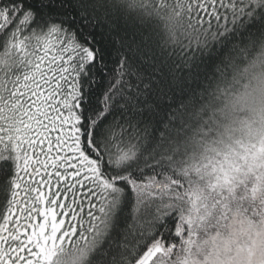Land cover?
<instances>
[{
    "label": "snow or ice",
    "instance_id": "obj_1",
    "mask_svg": "<svg viewBox=\"0 0 264 264\" xmlns=\"http://www.w3.org/2000/svg\"><path fill=\"white\" fill-rule=\"evenodd\" d=\"M262 44L264 0H0V264L162 262L199 106Z\"/></svg>",
    "mask_w": 264,
    "mask_h": 264
},
{
    "label": "clouds",
    "instance_id": "obj_2",
    "mask_svg": "<svg viewBox=\"0 0 264 264\" xmlns=\"http://www.w3.org/2000/svg\"><path fill=\"white\" fill-rule=\"evenodd\" d=\"M199 111L211 125L185 140V234L157 264H264V44L220 73ZM221 154L226 184L209 166Z\"/></svg>",
    "mask_w": 264,
    "mask_h": 264
},
{
    "label": "trees",
    "instance_id": "obj_3",
    "mask_svg": "<svg viewBox=\"0 0 264 264\" xmlns=\"http://www.w3.org/2000/svg\"><path fill=\"white\" fill-rule=\"evenodd\" d=\"M11 175V173H9V176ZM8 176H4L3 174H0V184H2L6 179H8ZM4 204V196L3 193H0V209H2ZM166 229H162L159 228V226H157V232L155 233V238H159L162 240V242L164 243L165 247L170 246L171 243H178L179 241L176 239H164V237L162 235H160V233L165 232ZM171 235L174 236L175 232H174V228L171 229ZM146 250V248L144 249ZM142 254V253H141Z\"/></svg>",
    "mask_w": 264,
    "mask_h": 264
},
{
    "label": "rangeland",
    "instance_id": "obj_4",
    "mask_svg": "<svg viewBox=\"0 0 264 264\" xmlns=\"http://www.w3.org/2000/svg\"><path fill=\"white\" fill-rule=\"evenodd\" d=\"M238 194H243L242 190H238Z\"/></svg>",
    "mask_w": 264,
    "mask_h": 264
}]
</instances>
